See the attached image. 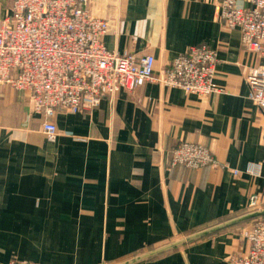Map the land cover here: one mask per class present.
<instances>
[{
	"label": "crops",
	"instance_id": "crops-1",
	"mask_svg": "<svg viewBox=\"0 0 264 264\" xmlns=\"http://www.w3.org/2000/svg\"><path fill=\"white\" fill-rule=\"evenodd\" d=\"M87 7L109 22L106 48L154 55L155 77L192 45L214 48L224 91L200 97L151 80L91 111L56 110L49 140L30 93L0 84V264H117L249 212L263 195L264 114L245 78L263 60L220 24L213 0ZM11 11L0 0V24ZM181 142L208 148L216 165L172 167ZM247 247L235 226L137 264H227Z\"/></svg>",
	"mask_w": 264,
	"mask_h": 264
},
{
	"label": "built area",
	"instance_id": "built-area-1",
	"mask_svg": "<svg viewBox=\"0 0 264 264\" xmlns=\"http://www.w3.org/2000/svg\"><path fill=\"white\" fill-rule=\"evenodd\" d=\"M213 3L220 24L238 29L244 49L263 60L247 67L245 78L248 97L264 114V0ZM87 5L88 0H12L11 15L0 24V84L30 93L33 111L46 118L43 131L49 140L58 135L51 121L56 110L91 111L104 98L151 80L200 97L224 91L216 82L219 58L214 48L192 45L155 77L154 55L106 48L109 22ZM177 165L201 169L216 162L208 148L181 142L172 153L171 166ZM263 204L264 190L261 198H250L249 208ZM241 235L247 250L230 255L227 264H264V217L253 220ZM9 264L34 263L13 258Z\"/></svg>",
	"mask_w": 264,
	"mask_h": 264
},
{
	"label": "water",
	"instance_id": "water-1",
	"mask_svg": "<svg viewBox=\"0 0 264 264\" xmlns=\"http://www.w3.org/2000/svg\"><path fill=\"white\" fill-rule=\"evenodd\" d=\"M263 217H264V207L258 208L255 210H251V211L246 212L242 215L236 216V217L231 218L227 221H224V222H221L219 224L213 225L211 227L205 228L203 230L197 231V232L192 233V234H190L184 238H181V239L175 240L173 242L167 243L165 245H162L160 247L152 249L148 252L134 256V257L127 259L125 261L119 262L117 264H137V263H140V262L145 261L147 259H150L152 257L173 251L177 248L188 245V244L193 243L197 240L211 236V235L216 234L218 232H221L223 230L235 227V226L243 224V223L250 222V221L258 219V218H263Z\"/></svg>",
	"mask_w": 264,
	"mask_h": 264
},
{
	"label": "rangeland",
	"instance_id": "rangeland-1",
	"mask_svg": "<svg viewBox=\"0 0 264 264\" xmlns=\"http://www.w3.org/2000/svg\"><path fill=\"white\" fill-rule=\"evenodd\" d=\"M51 118H52V117H51ZM252 221H253V220H252ZM252 221L247 222V223H244V224H241V225H238L237 227H239V228L241 229V232H242L245 228L251 226V222H252Z\"/></svg>",
	"mask_w": 264,
	"mask_h": 264
},
{
	"label": "trees",
	"instance_id": "trees-1",
	"mask_svg": "<svg viewBox=\"0 0 264 264\" xmlns=\"http://www.w3.org/2000/svg\"><path fill=\"white\" fill-rule=\"evenodd\" d=\"M244 224V223H243ZM241 225V224H240ZM238 226V225H237Z\"/></svg>",
	"mask_w": 264,
	"mask_h": 264
}]
</instances>
